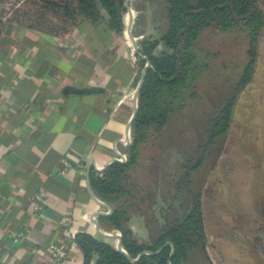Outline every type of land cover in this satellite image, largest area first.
Masks as SVG:
<instances>
[{"label": "crops", "instance_id": "1", "mask_svg": "<svg viewBox=\"0 0 264 264\" xmlns=\"http://www.w3.org/2000/svg\"><path fill=\"white\" fill-rule=\"evenodd\" d=\"M127 28L119 34L105 20L82 19L66 32L49 33L30 22L3 23L0 264H54L49 253L54 244L67 245L61 264H83L78 233L114 239L101 235L94 223L95 213L107 209L91 195L88 171L91 185L92 171L101 174L115 159H129L135 92L147 60L139 53L141 43L139 51L129 43ZM131 31L136 42L146 33ZM90 88L99 90L80 91ZM37 193L44 197L41 213L32 210ZM101 216H96L100 228L115 230ZM145 223L142 211L128 222L141 242L149 234Z\"/></svg>", "mask_w": 264, "mask_h": 264}, {"label": "rangeland", "instance_id": "2", "mask_svg": "<svg viewBox=\"0 0 264 264\" xmlns=\"http://www.w3.org/2000/svg\"><path fill=\"white\" fill-rule=\"evenodd\" d=\"M51 1L59 6L0 0V23L30 22L61 32L82 20L75 0ZM129 1L136 11L131 29L146 32L137 43L161 38L167 28V0ZM259 4L264 9V0ZM128 15L127 9L126 27ZM126 37L133 43L129 33ZM201 43L216 56L199 86V96L165 127L152 132L141 149L139 166L132 171L144 192L155 190L159 200L158 216L149 213L150 201L140 205L149 234L139 235L152 240L181 220L193 196H199L205 238L190 249L187 264H264V31L253 79L243 90L236 86L248 62L246 32L210 28ZM163 48L160 44L157 51ZM230 102L233 109L226 133L210 141L215 118ZM108 241L115 244L116 238Z\"/></svg>", "mask_w": 264, "mask_h": 264}, {"label": "trees", "instance_id": "3", "mask_svg": "<svg viewBox=\"0 0 264 264\" xmlns=\"http://www.w3.org/2000/svg\"><path fill=\"white\" fill-rule=\"evenodd\" d=\"M36 1L42 2L45 7L59 6L51 0ZM75 2V11L82 19L93 22L105 20L111 30L123 34L124 14L127 10L125 0ZM259 2L260 0H167V28L162 37L141 43V52L151 65L146 70L139 93L138 112L132 123L133 142L128 148L129 159L127 162H113L101 174L91 172L93 191L113 206V212L101 216L100 222L121 232L123 248L130 257L143 255L132 261L115 245L101 241L88 232H80L75 241L84 255L83 264H183L189 261L190 249L203 242L205 225L199 196H193V203L181 220L168 225L152 240L139 241L128 222L135 211H142L140 205L147 201H150L149 213L156 216L159 200L155 190L144 192L145 189L132 176V171L138 167L141 149L151 138L152 132L165 127L174 115L185 110L189 102L199 96V86L210 69V62L216 56L201 43L204 32L208 29L246 32L249 38L248 62L236 89L243 90L251 83L259 40L264 31V9ZM70 15L75 16V12L72 11ZM77 23L79 22L75 21L60 33L68 31ZM2 25L0 23V27ZM47 30L49 33H59L49 28ZM160 44L164 48L158 52ZM146 60L142 59V67ZM232 109L233 104L230 102L215 118L210 129V141L226 133ZM168 241L173 243L174 252L171 244L166 245Z\"/></svg>", "mask_w": 264, "mask_h": 264}, {"label": "water", "instance_id": "4", "mask_svg": "<svg viewBox=\"0 0 264 264\" xmlns=\"http://www.w3.org/2000/svg\"><path fill=\"white\" fill-rule=\"evenodd\" d=\"M125 4H126V8L128 9V13H129V16L131 17L130 18V23H129V25H128V28H127V30H128V32L130 33V36H131V39H132V41H133V44H134V46H135V48L139 51L140 49H139V45L137 44V42H136V38L132 35V33H131V25H132V22H133V18H134V15H133V10H132V8H131V5H130V1L129 0H125ZM139 53H140V55L143 57V58H145V59H147V57L145 56V55H143L140 51H139ZM151 65V63H150V61L147 59V64H146V66L143 68V70L141 71V79H140V82H139V84H138V86H137V89H136V92H135V98H134V112H133V115H132V118H131V123H133V120L135 119V117H136V115H137V112H138V100H139V93H140V89H141V87H142V85H143V82H144V78H145V73H146V70H147V68L149 67ZM99 89H97V88H90V89H82V90H80V91H82V92H95V91H98ZM115 161H120L119 159H115ZM90 169H89V171H88V187H89V190H90V193H91V195L103 206V207H105L107 210H102V211H98V212H96L95 213V215H94V223H95V225H96V227H97V229H98V231H99V233L101 234V235H103L104 237H107V238H116L117 239V243H116V247H117V249L118 250H120L121 252H123L124 254H126L127 255V257L130 259V260H132V261H136V260H138L142 255H143V253L142 254H140L137 258H132V257H130L128 254H127V252L125 251V249L123 248V245H122V234L120 233V231L119 230H113L112 232H108V231H104V230H102L101 228H100V225H99V221H98V219H96V216H101V215H110L112 212H113V208H112V206L110 205V204H108V203H106V202H104V201H102V200H100V199H98V198H96V196L93 194V192H92V190H91V185H90V183H89V177H90ZM167 244H171L172 246H173V252H174V250H175V248H174V245H173V243L172 242H170V241H168L167 243H166V245ZM146 253H148V251H146ZM183 264H187V263H183Z\"/></svg>", "mask_w": 264, "mask_h": 264}, {"label": "built area", "instance_id": "5", "mask_svg": "<svg viewBox=\"0 0 264 264\" xmlns=\"http://www.w3.org/2000/svg\"><path fill=\"white\" fill-rule=\"evenodd\" d=\"M120 161H125L126 158L124 157H120L119 158ZM45 209V202H44V197L43 195H41V193H37L33 199V203H32V210L35 213H41L42 211H44ZM70 217H65V222H70ZM52 259H53V263L54 264H61L68 253V248L67 245H52L49 251Z\"/></svg>", "mask_w": 264, "mask_h": 264}, {"label": "bare ground", "instance_id": "6", "mask_svg": "<svg viewBox=\"0 0 264 264\" xmlns=\"http://www.w3.org/2000/svg\"><path fill=\"white\" fill-rule=\"evenodd\" d=\"M135 11V10H134ZM134 11H133V15H135V13H134ZM136 12V11H135ZM129 14V13H128ZM129 16V15H128ZM131 17L129 16V19H130ZM117 242V241H116Z\"/></svg>", "mask_w": 264, "mask_h": 264}]
</instances>
